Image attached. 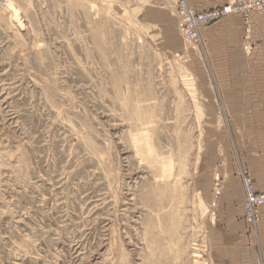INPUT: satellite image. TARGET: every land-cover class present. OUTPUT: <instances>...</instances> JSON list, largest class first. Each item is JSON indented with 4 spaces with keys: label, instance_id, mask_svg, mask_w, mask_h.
Listing matches in <instances>:
<instances>
[{
    "label": "rangeland",
    "instance_id": "374dc122",
    "mask_svg": "<svg viewBox=\"0 0 264 264\" xmlns=\"http://www.w3.org/2000/svg\"><path fill=\"white\" fill-rule=\"evenodd\" d=\"M180 1L0 0V264H220L264 227L203 35L228 17L190 44Z\"/></svg>",
    "mask_w": 264,
    "mask_h": 264
},
{
    "label": "crops",
    "instance_id": "0c3cea01",
    "mask_svg": "<svg viewBox=\"0 0 264 264\" xmlns=\"http://www.w3.org/2000/svg\"><path fill=\"white\" fill-rule=\"evenodd\" d=\"M188 2L204 11L219 7L223 0ZM203 35L212 48L211 57L221 61L215 65L221 104L230 108L232 123L242 124L236 132L238 150L257 191L264 192V16L253 14L249 25L240 16L228 17ZM234 187L232 192V184H226L225 202L238 193L242 199L241 184L235 180ZM222 231L228 252L221 255L220 264H264V227L229 226Z\"/></svg>",
    "mask_w": 264,
    "mask_h": 264
},
{
    "label": "built area",
    "instance_id": "2783aa9c",
    "mask_svg": "<svg viewBox=\"0 0 264 264\" xmlns=\"http://www.w3.org/2000/svg\"><path fill=\"white\" fill-rule=\"evenodd\" d=\"M181 28L186 41L190 44L199 45L200 29L222 18L236 14L249 15L251 12L264 10V0H226L219 8L199 12L188 5L185 0L180 1ZM247 194V211L250 218L256 215V207L264 205V193H256L252 181L244 179Z\"/></svg>",
    "mask_w": 264,
    "mask_h": 264
}]
</instances>
